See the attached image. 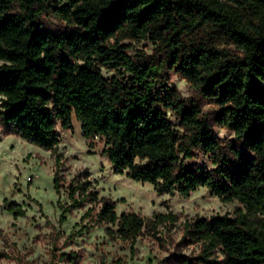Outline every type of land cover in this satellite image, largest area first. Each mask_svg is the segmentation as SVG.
Instances as JSON below:
<instances>
[{
    "label": "trees",
    "instance_id": "1",
    "mask_svg": "<svg viewBox=\"0 0 264 264\" xmlns=\"http://www.w3.org/2000/svg\"><path fill=\"white\" fill-rule=\"evenodd\" d=\"M45 15L70 28L50 30ZM144 40L156 46L151 55L127 53L126 41ZM170 72L198 99L169 86ZM200 101L216 108L204 112ZM74 114L86 139L104 140L116 174L159 193L187 198L205 187L238 202L234 216L188 221L184 240L199 254L166 264H264V0H0V128L55 151L58 126L70 129ZM217 126L234 138L220 140ZM197 153L213 167L193 162ZM85 185L70 184L72 205L100 202L87 215L124 241L176 221L117 214ZM7 210L24 214L16 203Z\"/></svg>",
    "mask_w": 264,
    "mask_h": 264
},
{
    "label": "rangeland",
    "instance_id": "2",
    "mask_svg": "<svg viewBox=\"0 0 264 264\" xmlns=\"http://www.w3.org/2000/svg\"><path fill=\"white\" fill-rule=\"evenodd\" d=\"M42 21L52 31L70 28L52 15H45ZM126 42L132 44L127 50L132 57L142 52L151 55L156 47L149 40ZM103 74L112 77L115 72L103 69ZM167 79L184 98L198 99V91L178 74L170 72ZM200 103L207 113L216 108L214 103ZM58 130L60 143L51 151L7 135L0 128V264H166L178 255L199 254V244L184 240L188 221L234 216L239 206L237 201L225 202L212 195L205 187L185 198L178 193L156 192L151 184L134 181L125 173L116 174L103 153L104 140L86 139L75 114L70 129L59 125ZM214 131L223 142L234 138L226 128L217 126ZM196 156L193 162L213 167L207 155ZM56 172L61 177L59 193L54 188ZM72 182H88L85 188L96 191L98 200L115 201L117 214L134 211L148 221L155 214H170L176 221H165L156 228L151 224L136 242L124 241L107 232V227H115L99 226L87 215L88 209L99 207L100 202L87 199L72 205ZM11 203L19 204L24 214L7 210ZM69 206L71 211H65Z\"/></svg>",
    "mask_w": 264,
    "mask_h": 264
}]
</instances>
